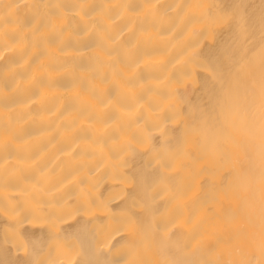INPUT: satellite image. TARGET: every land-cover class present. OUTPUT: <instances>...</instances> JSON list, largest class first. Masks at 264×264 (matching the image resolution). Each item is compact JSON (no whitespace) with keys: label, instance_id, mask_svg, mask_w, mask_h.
I'll return each instance as SVG.
<instances>
[{"label":"bare ground","instance_id":"obj_1","mask_svg":"<svg viewBox=\"0 0 264 264\" xmlns=\"http://www.w3.org/2000/svg\"><path fill=\"white\" fill-rule=\"evenodd\" d=\"M0 264H264V0H0Z\"/></svg>","mask_w":264,"mask_h":264}]
</instances>
